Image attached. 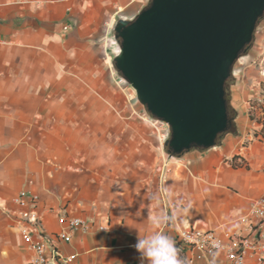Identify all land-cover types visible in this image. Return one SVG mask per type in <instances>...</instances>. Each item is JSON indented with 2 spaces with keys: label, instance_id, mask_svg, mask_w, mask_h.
<instances>
[{
  "label": "crops",
  "instance_id": "obj_1",
  "mask_svg": "<svg viewBox=\"0 0 264 264\" xmlns=\"http://www.w3.org/2000/svg\"><path fill=\"white\" fill-rule=\"evenodd\" d=\"M148 1L0 0V264L33 257L30 213L47 249L75 255L68 264H141L133 245L153 218L174 241L180 222L224 239L253 233L264 138L242 145L248 111L238 135L172 156L117 81L113 26ZM65 217L88 227L54 240Z\"/></svg>",
  "mask_w": 264,
  "mask_h": 264
},
{
  "label": "water",
  "instance_id": "obj_2",
  "mask_svg": "<svg viewBox=\"0 0 264 264\" xmlns=\"http://www.w3.org/2000/svg\"><path fill=\"white\" fill-rule=\"evenodd\" d=\"M263 15L264 0H149L133 18L116 20L114 67L168 125L170 155L216 145L236 119L226 81Z\"/></svg>",
  "mask_w": 264,
  "mask_h": 264
},
{
  "label": "built area",
  "instance_id": "obj_3",
  "mask_svg": "<svg viewBox=\"0 0 264 264\" xmlns=\"http://www.w3.org/2000/svg\"><path fill=\"white\" fill-rule=\"evenodd\" d=\"M35 200L36 196H32V203ZM27 219L32 223L38 238L30 244L34 255L26 264H68L73 260L75 257L73 254L62 255L55 248L47 249L43 241L46 237L41 230L38 217L30 213ZM247 219L256 221L253 224L250 222V226L255 227L252 228L253 233L248 235L235 233L227 239L213 230L201 231L193 228L188 222H180L175 243L182 264H198V262L215 264L213 258L218 253H223L231 264H246L248 257H254L258 263L264 264V192L252 201ZM66 221L67 226L53 234L54 240H68L78 228L88 227L81 218H66Z\"/></svg>",
  "mask_w": 264,
  "mask_h": 264
},
{
  "label": "rangeland",
  "instance_id": "obj_4",
  "mask_svg": "<svg viewBox=\"0 0 264 264\" xmlns=\"http://www.w3.org/2000/svg\"><path fill=\"white\" fill-rule=\"evenodd\" d=\"M117 81L122 85L129 99L133 116L145 120L154 128L157 138H161L163 146L169 137V127L166 123L153 117L137 100L135 90L126 82L120 73L115 72ZM226 98L230 117L236 116L226 133L217 138V143L228 134L236 136L239 134L240 111H248L247 134L242 145H248L256 137L264 138V15L258 21L253 40L246 51L233 65L230 77L226 82ZM263 97V99H262ZM245 118V117H244ZM249 121L252 125H249ZM233 124V125H232ZM250 134V136H248Z\"/></svg>",
  "mask_w": 264,
  "mask_h": 264
},
{
  "label": "clouds",
  "instance_id": "obj_5",
  "mask_svg": "<svg viewBox=\"0 0 264 264\" xmlns=\"http://www.w3.org/2000/svg\"><path fill=\"white\" fill-rule=\"evenodd\" d=\"M162 223V219L153 218L154 230L149 235L138 236L133 245L140 254L141 264H182L173 238L159 230Z\"/></svg>",
  "mask_w": 264,
  "mask_h": 264
},
{
  "label": "trees",
  "instance_id": "obj_6",
  "mask_svg": "<svg viewBox=\"0 0 264 264\" xmlns=\"http://www.w3.org/2000/svg\"><path fill=\"white\" fill-rule=\"evenodd\" d=\"M226 82H227V81H226ZM232 125H233V124H232ZM221 135H222V134H221ZM221 135H220V136H221ZM220 136H219V137H220ZM219 137H218V138H219ZM164 149H165L166 152H168V147H167L166 144L164 145Z\"/></svg>",
  "mask_w": 264,
  "mask_h": 264
}]
</instances>
